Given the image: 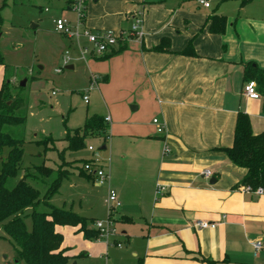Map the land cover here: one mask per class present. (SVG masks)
Listing matches in <instances>:
<instances>
[{
	"label": "crops",
	"instance_id": "crops-1",
	"mask_svg": "<svg viewBox=\"0 0 264 264\" xmlns=\"http://www.w3.org/2000/svg\"><path fill=\"white\" fill-rule=\"evenodd\" d=\"M71 1L62 8L72 12ZM207 1L208 8L198 0H88L85 26L124 36L108 51L122 47L112 55L82 57L80 45L61 34L70 56L64 67H86L82 100L91 76H99L104 112L94 105L85 119L110 118L100 154L106 181L76 173L105 189L103 204L109 189L119 201L113 212L118 235L109 241L86 238L80 225L55 226L68 264H264V193L242 190L246 169L225 152L239 111L248 115L254 134L264 132L261 99L243 94V65L264 69V0ZM136 12L141 36L128 37ZM214 14L225 17L221 33L209 30ZM189 44L192 53L183 54ZM8 70L0 65V86L5 77L13 82ZM74 166L50 202L89 219L86 227L93 229L101 220L94 215L99 203L92 189L72 178ZM203 170L212 175L204 177ZM156 185L167 190L156 193ZM196 221L216 226L195 228ZM255 241L262 243L256 253Z\"/></svg>",
	"mask_w": 264,
	"mask_h": 264
},
{
	"label": "rangeland",
	"instance_id": "rangeland-1",
	"mask_svg": "<svg viewBox=\"0 0 264 264\" xmlns=\"http://www.w3.org/2000/svg\"><path fill=\"white\" fill-rule=\"evenodd\" d=\"M2 1L0 0V5ZM5 2V7L0 11L2 17L0 49L9 66L8 74L15 75L11 83L12 93H17L24 99L23 108L17 112L25 116V122L5 128L12 137L24 140L19 176L27 172L29 183L42 195L57 172L68 173L71 166L76 165L72 167L74 171L72 178L78 179L80 183L93 190L92 193L99 203L94 215L103 220L108 213L106 204L102 202L106 195L105 189L97 183L94 187L90 183L86 184L76 171L80 169L84 160L92 157L87 146L99 149L105 145L103 138L107 135L90 134L86 137L85 146L75 151L64 149L66 141L61 138L66 128L82 126L94 105H100V112H104L102 100L96 91L97 83L93 84L87 93L89 103L85 104L82 100L81 88L87 83L84 63L76 64L72 71L65 68L62 61L66 47L64 48L65 42L61 34L53 31L54 21L62 16L73 22L74 13L62 8L64 0H5ZM58 67L62 68V72L56 74L54 69ZM24 79L27 83L25 81V85L20 87L19 84ZM52 91H55L56 95H51ZM48 136L55 138L56 141L46 140ZM37 140H43L41 146L33 142ZM6 152L5 148L3 155ZM98 152L103 154L104 150ZM43 159L44 165L53 171L48 177H43L31 168L41 164ZM11 183L12 181H9L10 185ZM25 222L30 228V220L27 218ZM116 228H119L118 224ZM15 255V248L5 237L0 224V264H17L14 261Z\"/></svg>",
	"mask_w": 264,
	"mask_h": 264
},
{
	"label": "trees",
	"instance_id": "trees-1",
	"mask_svg": "<svg viewBox=\"0 0 264 264\" xmlns=\"http://www.w3.org/2000/svg\"><path fill=\"white\" fill-rule=\"evenodd\" d=\"M246 1L249 0H243V2ZM5 5L6 2L3 0L0 11ZM208 21L210 31L217 33L224 31V16L214 14ZM1 27L2 17L0 14V36ZM121 49L122 47H118L116 51L111 50L106 54L112 55ZM182 53H192L190 44ZM0 65L8 68L4 63L1 49ZM243 79L244 82L249 80L255 82L261 99V113L264 115V69L257 67L252 62L245 63ZM12 87L8 77H5L0 86V224L5 237L11 241L15 248L14 261L17 264H68L69 257L64 254L63 249H60L62 235L55 231V226L80 225V230L89 239H97L98 231L86 227V222L89 219L71 210L57 207L50 202L67 173L57 172L42 195L37 188L29 183L27 172L19 176L24 140L12 137L5 128L18 126L25 122V116L17 112L23 108L24 99L17 93L13 94ZM63 123L65 122L63 121ZM106 129L107 124L104 122V118L92 115L84 120L82 126L72 130L66 128L63 138L66 141L64 149L79 150L85 146L88 135L104 134ZM43 140L33 142L41 146ZM46 140L54 141L50 136ZM5 148L7 152L3 155ZM225 152L231 163L246 169L240 186L247 185L252 189L261 187L264 193V132L254 134L248 115L242 111L237 114L232 146L225 149ZM86 161L84 160V162ZM31 168L43 177H48L53 172L44 164ZM78 172L79 175H85L81 167ZM9 181H12L11 185ZM27 218L30 220V228L25 222Z\"/></svg>",
	"mask_w": 264,
	"mask_h": 264
},
{
	"label": "built area",
	"instance_id": "built-area-1",
	"mask_svg": "<svg viewBox=\"0 0 264 264\" xmlns=\"http://www.w3.org/2000/svg\"><path fill=\"white\" fill-rule=\"evenodd\" d=\"M88 0H72L70 3V10L75 15L74 22L69 21L64 17L56 18L55 31L62 34L68 40L80 45V54L82 57H87L90 55H103L108 52L112 47L117 45L118 41L124 36L122 33L116 34L112 30L103 31H91L84 24L85 11ZM198 3L206 8L210 6L207 0H198ZM132 23L129 30L126 32L128 37H140V24H141V13L136 12L130 15ZM85 40L86 44H82L81 41ZM70 59L69 52L65 51L63 56V63L66 65ZM62 68L55 69V73H60ZM99 80V76L92 75L90 78V84L85 89V95L83 96V101L88 102V92L91 90L93 84H96ZM54 94V92H52ZM243 94L251 99H258L259 94L256 90V84L253 80L246 81L243 85ZM105 123L110 122V118L106 116L104 118ZM152 123L156 125V132L158 134L163 133L164 128L159 123L158 119H153ZM88 150L92 153V157L84 162L81 166L83 172L99 183L103 184L107 179L106 166L104 160L101 158L98 151L99 149H94L89 145ZM164 152H168V147H164ZM201 174L208 178L212 175L209 170H203ZM243 191L248 193H253L256 195L263 194V189L258 187L252 189L250 186H242ZM167 189L163 185H156V193H163ZM108 208V216L103 220H95L93 223L94 229L98 231V239H103L105 241L111 240L113 237L118 235V229L116 228L115 220L113 219V212L119 206V201L117 200V195L113 189H109L107 196L104 200ZM195 228H214L216 224L208 223L205 221H196L193 225ZM122 243L116 242V246H121ZM255 253L262 248V243L260 241H255L252 243Z\"/></svg>",
	"mask_w": 264,
	"mask_h": 264
},
{
	"label": "water",
	"instance_id": "water-1",
	"mask_svg": "<svg viewBox=\"0 0 264 264\" xmlns=\"http://www.w3.org/2000/svg\"><path fill=\"white\" fill-rule=\"evenodd\" d=\"M32 27H34V25H32ZM24 85H25V80L21 81L20 84H19L20 87H23ZM104 149H105V146H101L99 148V150H104Z\"/></svg>",
	"mask_w": 264,
	"mask_h": 264
}]
</instances>
